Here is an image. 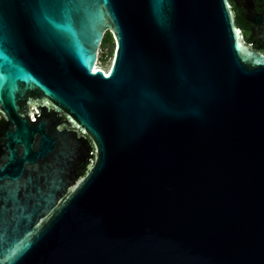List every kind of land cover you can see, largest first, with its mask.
I'll list each match as a JSON object with an SVG mask.
<instances>
[{
  "label": "water",
  "instance_id": "1",
  "mask_svg": "<svg viewBox=\"0 0 264 264\" xmlns=\"http://www.w3.org/2000/svg\"><path fill=\"white\" fill-rule=\"evenodd\" d=\"M232 1L250 47L228 0H0V264H264V0Z\"/></svg>",
  "mask_w": 264,
  "mask_h": 264
},
{
  "label": "flooded vegetation",
  "instance_id": "2",
  "mask_svg": "<svg viewBox=\"0 0 264 264\" xmlns=\"http://www.w3.org/2000/svg\"><path fill=\"white\" fill-rule=\"evenodd\" d=\"M229 4H230V7L234 13V18H235V23H236V26L239 28V30L241 31V36H242V40L244 41V43L248 45L247 43V40L249 39V36L251 34V31L246 29L244 26H242L241 24V20H240V17H239V14L237 12V9L235 7V3L232 1V0H228ZM250 47V46H249ZM252 48V47H251ZM257 52L261 53L264 55V50L262 49H259Z\"/></svg>",
  "mask_w": 264,
  "mask_h": 264
},
{
  "label": "rangeland",
  "instance_id": "3",
  "mask_svg": "<svg viewBox=\"0 0 264 264\" xmlns=\"http://www.w3.org/2000/svg\"><path fill=\"white\" fill-rule=\"evenodd\" d=\"M114 49H115V46H114V41H112V43H109L107 45V47L105 49H103V53L104 55L106 56L105 58V61L104 62H97V67L101 68L103 71H107L112 63L111 60H113V56H114ZM111 51V55H107V53ZM101 56V49L99 51V55H98V58H100Z\"/></svg>",
  "mask_w": 264,
  "mask_h": 264
},
{
  "label": "trees",
  "instance_id": "4",
  "mask_svg": "<svg viewBox=\"0 0 264 264\" xmlns=\"http://www.w3.org/2000/svg\"><path fill=\"white\" fill-rule=\"evenodd\" d=\"M112 41H113V38H112L111 34L110 33H106L104 38H103V40H102L101 46H100L101 56H100V58H98L99 62H104L105 61L106 56L103 53V49H105L109 43H112ZM107 55H111V51H109L107 53Z\"/></svg>",
  "mask_w": 264,
  "mask_h": 264
},
{
  "label": "bare ground",
  "instance_id": "5",
  "mask_svg": "<svg viewBox=\"0 0 264 264\" xmlns=\"http://www.w3.org/2000/svg\"><path fill=\"white\" fill-rule=\"evenodd\" d=\"M96 68H99V67H96Z\"/></svg>",
  "mask_w": 264,
  "mask_h": 264
},
{
  "label": "clouds",
  "instance_id": "6",
  "mask_svg": "<svg viewBox=\"0 0 264 264\" xmlns=\"http://www.w3.org/2000/svg\"><path fill=\"white\" fill-rule=\"evenodd\" d=\"M113 59V58H112ZM112 61V60H111Z\"/></svg>",
  "mask_w": 264,
  "mask_h": 264
}]
</instances>
